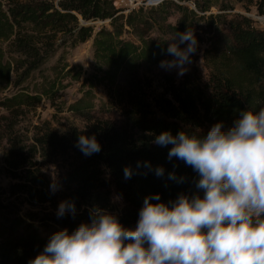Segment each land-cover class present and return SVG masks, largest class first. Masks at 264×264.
Wrapping results in <instances>:
<instances>
[{
	"label": "trees",
	"instance_id": "trees-1",
	"mask_svg": "<svg viewBox=\"0 0 264 264\" xmlns=\"http://www.w3.org/2000/svg\"><path fill=\"white\" fill-rule=\"evenodd\" d=\"M184 1L161 0L123 12L114 0H0V92L12 75L39 69L66 43L91 38L96 70L86 79L89 87L70 104L85 120L83 125L44 124L27 143L14 133V118L40 95L19 92L1 102L9 111L1 154L11 170L21 171L23 191L55 208L61 201H74L76 213L58 217L56 210L39 221L0 213V264H29L55 232L71 233L81 222H90L93 207L135 228L146 196L159 194L169 203L181 192L195 193L197 173L175 157L169 160L171 146L153 143L155 136L165 130L203 136L217 122L232 127L246 108L264 107V28L233 11L236 3H243L264 14V0H192V6ZM174 13L177 18L169 21ZM95 20L102 24L95 28ZM188 29L205 43L201 56L206 73L193 65L179 77L171 72L148 74L152 65L171 57L166 51L170 39ZM58 60L52 67L55 77L40 90L47 96L64 86L58 80L70 72ZM79 72L72 77L78 78ZM96 83L103 84L119 106L117 119L91 113L90 86ZM81 135H94L101 151L85 156L77 146ZM42 163L59 168L56 191L40 170ZM157 166H163V176L155 175ZM125 167L133 170L130 178H125ZM173 171L177 178L185 177L183 183L169 179ZM41 228L49 230L42 233Z\"/></svg>",
	"mask_w": 264,
	"mask_h": 264
},
{
	"label": "clouds",
	"instance_id": "clouds-1",
	"mask_svg": "<svg viewBox=\"0 0 264 264\" xmlns=\"http://www.w3.org/2000/svg\"><path fill=\"white\" fill-rule=\"evenodd\" d=\"M170 41L166 51L172 59L161 67L183 75L198 41L190 29ZM153 143L170 145L168 159L197 173L195 193L181 192L169 203L159 194L146 196L135 228L93 207L90 222L71 233L55 232L29 264H264V107L242 110L228 129L221 121L203 136L165 130ZM77 146L85 156L101 151L94 135L79 136ZM144 167L153 170L149 162ZM164 171L154 169L158 177ZM132 174L125 167V178ZM169 179L183 183L185 177L173 171ZM51 187L57 190L55 182ZM68 213L75 215V202L61 201L57 216Z\"/></svg>",
	"mask_w": 264,
	"mask_h": 264
},
{
	"label": "rangeland",
	"instance_id": "rangeland-1",
	"mask_svg": "<svg viewBox=\"0 0 264 264\" xmlns=\"http://www.w3.org/2000/svg\"><path fill=\"white\" fill-rule=\"evenodd\" d=\"M142 1H146L147 3H158L161 0ZM184 2L190 6L193 5L192 0H186ZM233 11L245 13L252 19L254 18L253 21L256 26L264 28V16L255 13L253 4L246 7L243 3H236ZM177 16L178 13H174L169 16L168 20L175 21ZM104 23L106 22L104 21ZM92 24L96 28L102 24V20H95ZM151 32L155 35L157 30L153 29ZM91 43V38L74 45L66 43L64 46L57 48L54 51L55 53L53 56L50 57L39 69L31 71L28 75L25 73H18L17 76L12 75L11 83L0 92V213H14L27 221H39L42 216L49 215L58 209L55 208L51 202H39L33 196H30L23 191L22 184L25 180L20 176L21 171L11 170L8 163L3 160L1 149L4 144L3 137H6L7 132V130L3 129L4 121L5 118L8 117L9 111L1 104L2 100L4 97L19 92L40 95L39 99L31 100L32 102H28V105L23 106V111L19 112L14 118V133H16L19 140L26 141L27 143L32 141L33 134L40 130L44 124L58 126L59 123L70 122L77 125H83L85 120L70 109V104L77 100L84 93V90L89 87V80L86 79H89V77L96 71L94 68L95 65ZM204 46V42H198V52H195L196 56L191 59V63L186 65V71H188L193 65H197L202 73H206V68L201 56V50ZM171 59L172 57H169L164 60ZM57 60L60 65L66 63L67 66L65 69H70V72L63 74L58 80L59 82L64 83V86L52 91L51 96H47L45 93H41L40 90L45 86L46 81L49 78L52 79L55 77L56 73L53 71L52 67L57 64ZM78 70L80 71L79 77H72ZM159 72H171L175 74L176 77L180 76L178 68L169 69L161 67V61L152 65V71H149L148 74H158ZM147 76L150 78L149 75ZM13 81H15V83ZM157 84L158 82L154 80V85L156 86ZM90 88L92 90L91 113L117 119L119 117V106H116V104L113 103L114 99L107 91V88L99 83L93 84ZM58 169V167L49 163H42L40 166V170L50 179L51 186L55 182L57 188L59 187V182L56 176ZM113 198L116 202H120L117 195H113ZM48 230L49 228H41L42 233H47Z\"/></svg>",
	"mask_w": 264,
	"mask_h": 264
},
{
	"label": "built area",
	"instance_id": "built-area-1",
	"mask_svg": "<svg viewBox=\"0 0 264 264\" xmlns=\"http://www.w3.org/2000/svg\"><path fill=\"white\" fill-rule=\"evenodd\" d=\"M114 1L119 7H121V10L123 12H127L132 8H137V7L142 6V5L143 6H146V5L150 6V5L157 4V2L147 3L146 1H142V0H114ZM262 15L264 16V14H262Z\"/></svg>",
	"mask_w": 264,
	"mask_h": 264
}]
</instances>
